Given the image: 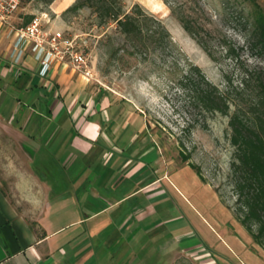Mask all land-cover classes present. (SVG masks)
<instances>
[{
  "label": "crops",
  "instance_id": "crops-1",
  "mask_svg": "<svg viewBox=\"0 0 264 264\" xmlns=\"http://www.w3.org/2000/svg\"><path fill=\"white\" fill-rule=\"evenodd\" d=\"M15 29L0 21V123L17 127L0 130V264H264L215 190L165 162L128 101L67 63L41 76L27 51L13 65Z\"/></svg>",
  "mask_w": 264,
  "mask_h": 264
},
{
  "label": "rangeland",
  "instance_id": "rangeland-1",
  "mask_svg": "<svg viewBox=\"0 0 264 264\" xmlns=\"http://www.w3.org/2000/svg\"><path fill=\"white\" fill-rule=\"evenodd\" d=\"M195 1L201 7L197 11L199 22L211 31L217 55L224 52L218 46V39L225 36L237 50V58H224L219 64L213 63L182 29L166 4L168 10L165 13L153 12L150 0H123V6L128 11L137 3L160 19L184 59L197 65L205 77L221 90L227 86L223 73L233 81V85H237L243 69L264 71V58H260L249 43L254 15L258 11L264 15V0ZM51 4L45 5L39 0H21L17 12L8 19L12 20L13 27L19 28L23 27L28 16L36 17L45 12L49 21L47 27L51 31H61L66 37L78 36L81 39L78 44L84 49L87 65L92 72L90 80L101 85L116 99L128 101L126 106L123 104L125 112L139 114L152 125L151 133L158 136L163 143L166 163L173 166L183 165L178 147L179 142L183 143L185 153L190 154V162L200 168L206 183L215 190L227 208L233 207L236 196L231 187L232 147L227 136L228 119L216 116L210 121L208 130L193 129L183 132L182 128L190 123L193 115L187 106L186 97L173 82L174 75L167 67H160L162 60L159 56L148 62L126 57L123 61L109 60L111 45L116 47L122 43L121 38L114 34V23L99 26L95 14L86 8L75 14H64L66 9L55 14L49 8ZM56 20L60 25L53 24ZM109 40L113 43L109 44ZM183 63L184 60L181 61L182 65ZM16 128L6 122L0 123L1 131L10 132ZM1 173L6 177L11 171L3 170Z\"/></svg>",
  "mask_w": 264,
  "mask_h": 264
},
{
  "label": "trees",
  "instance_id": "trees-1",
  "mask_svg": "<svg viewBox=\"0 0 264 264\" xmlns=\"http://www.w3.org/2000/svg\"><path fill=\"white\" fill-rule=\"evenodd\" d=\"M39 1L50 5L54 0ZM163 2L213 63L238 57L237 50L225 36L218 39V46L224 52L217 55L211 31L199 22L197 11L201 7L195 0ZM84 8L95 14L99 26L109 22L115 24L114 34L121 38L122 43L116 47L111 45L109 60L123 61L126 57L148 62L156 56L161 58L160 67H167L174 75L173 82L186 97L193 115L190 123L182 128L183 132L208 130L210 121L216 116L228 119L227 136L232 147L231 187L236 196L233 207L228 208L253 242L264 250V71L243 69L237 85H233V81L223 73L227 86L221 90L205 77L197 65L184 59L161 20L139 4H133L127 11L123 0H75L64 14H75ZM33 18L28 16L23 26ZM108 42L113 43L111 40ZM249 43L255 53L264 58V15L259 11L253 18ZM147 129L153 131L149 122ZM178 147L180 162L187 164L206 183L200 168L190 162V154L185 153L183 143L179 142Z\"/></svg>",
  "mask_w": 264,
  "mask_h": 264
},
{
  "label": "built area",
  "instance_id": "built-area-1",
  "mask_svg": "<svg viewBox=\"0 0 264 264\" xmlns=\"http://www.w3.org/2000/svg\"><path fill=\"white\" fill-rule=\"evenodd\" d=\"M21 0H0V21L4 22L19 9ZM47 13L34 17L30 23L15 29L17 38L13 44L11 59L17 65L27 51L41 66L40 75H46L54 61L70 64L82 77L92 79L87 65V56L79 46L78 36H68L61 31H51L47 27Z\"/></svg>",
  "mask_w": 264,
  "mask_h": 264
},
{
  "label": "bare ground",
  "instance_id": "bare-ground-1",
  "mask_svg": "<svg viewBox=\"0 0 264 264\" xmlns=\"http://www.w3.org/2000/svg\"><path fill=\"white\" fill-rule=\"evenodd\" d=\"M74 1V0H73ZM66 5V4H65ZM151 10L155 13H165L167 7L161 0H150ZM57 10V9H56ZM168 10V9H167ZM165 15V14H164ZM168 15V14H167Z\"/></svg>",
  "mask_w": 264,
  "mask_h": 264
}]
</instances>
